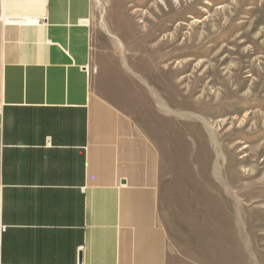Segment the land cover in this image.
Returning <instances> with one entry per match:
<instances>
[{
	"label": "crops",
	"instance_id": "crops-1",
	"mask_svg": "<svg viewBox=\"0 0 264 264\" xmlns=\"http://www.w3.org/2000/svg\"><path fill=\"white\" fill-rule=\"evenodd\" d=\"M96 16L0 0V264H208L202 217L165 215L162 149Z\"/></svg>",
	"mask_w": 264,
	"mask_h": 264
},
{
	"label": "rangeland",
	"instance_id": "rangeland-1",
	"mask_svg": "<svg viewBox=\"0 0 264 264\" xmlns=\"http://www.w3.org/2000/svg\"><path fill=\"white\" fill-rule=\"evenodd\" d=\"M96 7V52L162 149L165 215L202 217L208 264H264V0Z\"/></svg>",
	"mask_w": 264,
	"mask_h": 264
}]
</instances>
